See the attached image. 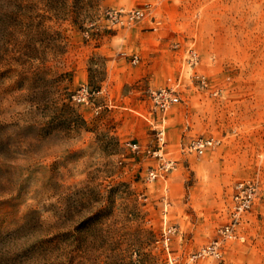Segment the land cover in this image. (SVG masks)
Masks as SVG:
<instances>
[{
	"label": "rangeland",
	"instance_id": "374dc122",
	"mask_svg": "<svg viewBox=\"0 0 264 264\" xmlns=\"http://www.w3.org/2000/svg\"><path fill=\"white\" fill-rule=\"evenodd\" d=\"M146 3L156 30L103 21ZM169 77L181 100L163 113L149 90ZM84 84L99 114L70 99ZM160 127L177 166L148 181ZM210 135L221 145L181 151ZM247 179L258 194L224 258L264 264V0H0V264H215L191 255Z\"/></svg>",
	"mask_w": 264,
	"mask_h": 264
},
{
	"label": "built area",
	"instance_id": "2783aa9c",
	"mask_svg": "<svg viewBox=\"0 0 264 264\" xmlns=\"http://www.w3.org/2000/svg\"><path fill=\"white\" fill-rule=\"evenodd\" d=\"M156 6L152 3H146L141 6H134L130 8H107L102 14L103 21L108 28H131L138 23L151 20L153 29L156 30L161 21L155 16ZM188 53V64L190 67L196 66L199 62V55L194 47H190ZM133 63L139 61L138 55H133ZM195 78L199 81L200 87H208V79L202 73L197 72ZM169 84L158 89H150V96L153 101L155 109L166 112L173 105L180 102V94L177 86L181 81V77L172 79L168 78ZM101 89H94L86 84L79 86L73 90L69 97L77 104H90L95 114H99L100 105L94 104V98L101 93ZM216 89L213 94H217ZM158 148L148 150L153 157L156 158V164L148 168L145 178L148 181L163 178L168 172L175 169L177 166V159L165 152V128L160 127L157 130ZM222 139L217 136H197L189 138L181 144V151L184 153H195L198 156L203 155L209 149H215L221 145ZM128 146L135 154L142 152L140 144L128 142ZM258 194V184L253 179L241 180L235 183L232 194V208L230 213V221L225 223L219 229L217 238L211 240L209 243L203 245L200 249L191 255L192 260L200 258H212L215 264H232L226 262L224 258V247L228 241L242 240L244 234L241 231L244 214L249 212L255 202ZM171 232V228L165 230L166 235ZM168 236L164 238V243L167 245Z\"/></svg>",
	"mask_w": 264,
	"mask_h": 264
}]
</instances>
